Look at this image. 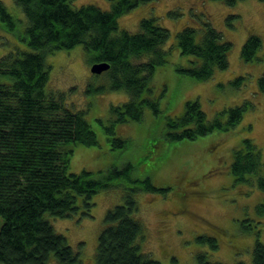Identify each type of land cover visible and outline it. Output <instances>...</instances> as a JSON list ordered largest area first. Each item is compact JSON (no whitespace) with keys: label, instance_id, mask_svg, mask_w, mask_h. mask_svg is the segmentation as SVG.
<instances>
[{"label":"trees","instance_id":"1","mask_svg":"<svg viewBox=\"0 0 264 264\" xmlns=\"http://www.w3.org/2000/svg\"><path fill=\"white\" fill-rule=\"evenodd\" d=\"M12 1L25 16L23 40L30 51L0 57V264H82L79 254L67 244L63 234L56 233L47 215L68 219L79 212L78 197L82 206L89 209L93 195L120 186L124 188V201L104 216L95 264H161L142 251L146 230L135 218L138 204L134 194H163L170 188L156 187L150 177L132 178L131 165L111 168L98 178L89 170L70 172L73 147L95 146L97 138L83 111H73L64 95L46 92L50 67L45 63L46 56L55 51L81 46L90 66L104 62L109 65L104 71L108 89L126 92L128 101L110 107L112 121L104 127V133L112 150L127 148V140L115 135V126L139 122L145 108L159 113L158 101L149 95L153 92L151 79L159 66L168 63L170 49L164 46L170 31L151 17L142 19L135 33L118 32V19L139 4L155 0H107L109 11L94 5L76 9L71 5L75 0ZM215 1L233 6L240 0ZM167 14L178 16L171 11ZM0 21L9 31L17 23L1 2ZM202 24L199 30L188 26L175 35L179 53L196 60L189 67H176V72L199 81L211 79L215 70L229 68L228 52L232 47L211 24ZM261 46L259 36H249L241 49L242 59L252 61ZM242 81L240 77L232 85L238 86ZM258 86L264 92V77ZM105 88L89 86L86 93H101ZM250 107L245 101L209 121L197 100L188 101L181 116L167 119L166 139L193 141L214 131L234 128ZM224 114L226 118L222 120ZM231 162L233 183L255 185L264 193V162L251 139H242ZM257 213L264 214V202ZM254 233L251 264H264L260 230ZM197 240L211 250L218 249L213 237L197 236ZM196 259L198 264H222L208 260L204 253H198Z\"/></svg>","mask_w":264,"mask_h":264},{"label":"rangeland","instance_id":"2","mask_svg":"<svg viewBox=\"0 0 264 264\" xmlns=\"http://www.w3.org/2000/svg\"><path fill=\"white\" fill-rule=\"evenodd\" d=\"M0 2L17 22L9 31L0 21V57L10 52H29L23 40L27 25L23 11L12 0ZM71 5L76 9L87 5L103 11L111 9L107 0H75ZM168 11L178 16L171 17ZM151 17L170 31L164 46L170 49L168 63L159 66L151 79L153 92L149 95L158 101L159 113L145 108L139 122L115 126V135L127 140L128 146L123 150L111 149L104 127L112 121L110 107L127 103L128 94L109 90L105 73L90 72L91 66L81 46L46 56L45 63L50 67L46 92L64 95L65 103L73 111H83L97 138L95 146L76 144L73 147L68 169L75 174L89 170L98 178L111 168L131 165L132 178L150 177L156 187L170 188L163 194L143 191L134 194L138 204L135 218L146 230L141 248L153 260L161 264H198L196 256L204 253L215 263L251 264L257 229L259 242L264 244V214L257 213L264 202V193L255 185L233 183L230 165L234 151L246 138L261 151L264 162V92L258 86L259 79L264 77V1L240 0L228 6L215 0H155L139 4L119 17L118 32L135 33L139 22ZM202 23L211 24L232 45L228 52L229 68L215 70L211 79L205 81L176 72V67H189L196 60L179 53L175 35L188 26L199 30ZM252 34L259 36L262 46L256 57L246 62L240 53ZM240 77L241 84L232 85ZM89 86L106 88L101 93L88 94ZM195 100L209 121L245 101L251 107L234 128L214 131L193 141L167 140V119L181 116L185 103ZM225 118L224 114L222 120ZM123 194V186L100 191L92 196L93 205L89 209L82 206L78 197L79 212L68 219L47 215L56 233L63 234L67 244L79 254L82 264H95L104 216L124 201ZM1 224L0 217V228ZM197 236L215 238L218 249L211 250L209 245L199 243Z\"/></svg>","mask_w":264,"mask_h":264},{"label":"water","instance_id":"3","mask_svg":"<svg viewBox=\"0 0 264 264\" xmlns=\"http://www.w3.org/2000/svg\"><path fill=\"white\" fill-rule=\"evenodd\" d=\"M109 68V65L107 63H95L94 65H92L90 67V72H92V74H96V75H100L102 73H105L104 71H106Z\"/></svg>","mask_w":264,"mask_h":264}]
</instances>
